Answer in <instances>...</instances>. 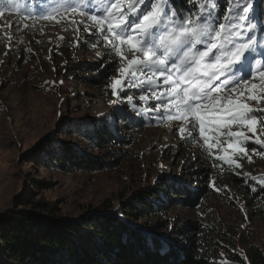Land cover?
Masks as SVG:
<instances>
[{
    "label": "rangeland",
    "instance_id": "rangeland-1",
    "mask_svg": "<svg viewBox=\"0 0 264 264\" xmlns=\"http://www.w3.org/2000/svg\"><path fill=\"white\" fill-rule=\"evenodd\" d=\"M128 2L130 0H124V3ZM37 3L41 4L42 10L35 14H22L15 6L11 10L0 9L1 220L8 218L20 226H28L23 212L29 208L23 200L29 195L35 202L53 205L57 209L55 215L62 218H78L86 210L95 209L107 201L116 207L129 200L136 190L163 176L179 177L184 165L215 168L216 160L220 162L219 167L243 176L253 178L264 173V158L255 148L245 145L248 151L243 157L228 148V143L234 139L227 136L229 130L244 131L250 137L249 142L255 143L257 137L247 129L232 125L230 129H221L218 134L206 133L214 137L210 139L214 147L209 150L199 136L198 125L192 139H181L178 129L184 126L183 120H169L160 118L161 114L155 111H141L155 109L157 101L151 98V91L159 94V89L137 88L139 93L136 97L131 96L132 104L127 103V98H119L121 103L118 105L128 113L140 112L158 118L159 123L140 129L122 128L110 106V102L117 99L108 95L111 89L82 81L83 77L91 75L83 67H102L113 61L117 68L120 67L118 57L111 58L112 52L105 54L106 42L95 34L93 22L87 20L92 13L83 9L75 14L50 13L43 11L48 0H38ZM48 15L55 16V19H44ZM81 20L86 23H80ZM85 29H90L91 33ZM259 71H264V67H260L257 76ZM163 79L159 77L157 82L163 84ZM245 79L249 85L259 83L252 74ZM240 90H244L242 82ZM142 94L149 98L140 101ZM229 94H233L230 88L222 93ZM246 102L253 108H264V102ZM101 113L105 115L101 117ZM109 114L116 123L113 130L122 141L120 146L109 151L100 153L89 149L84 142L64 133L66 125L73 120L97 122ZM173 127L177 130L174 131ZM187 131H192L191 126ZM259 138L264 140L262 135ZM55 139L77 144L88 154L106 163L113 162L115 166L94 173L70 174L41 166L35 161L41 154V147L48 146ZM225 150L240 167L229 166L216 158L224 155ZM215 170L210 182L211 192L201 205L195 208L174 206L157 218L158 221L176 227L200 223L207 228V238L219 242L220 246L241 251L250 243L264 253V222L251 216L242 193L225 180L218 167ZM34 183L43 186L37 187ZM0 264H13L1 242Z\"/></svg>",
    "mask_w": 264,
    "mask_h": 264
},
{
    "label": "trees",
    "instance_id": "trees-1",
    "mask_svg": "<svg viewBox=\"0 0 264 264\" xmlns=\"http://www.w3.org/2000/svg\"><path fill=\"white\" fill-rule=\"evenodd\" d=\"M37 1L19 0L21 6H15L16 10L22 14L38 13L42 6ZM173 3L177 9L186 7L184 0H173ZM221 3L222 11H226L229 5L224 0ZM260 7L264 8V4ZM0 9L11 10L13 6H8L6 0H0ZM220 22L240 23L235 19L228 21L224 16ZM255 23V29L248 30L245 26L240 30L245 33L251 31L257 36L254 55L258 58L264 52V44L260 43L264 41V33L260 31L264 24H261L260 16L256 17ZM197 47L203 49L201 45ZM113 57L114 53H111ZM83 68L91 75L83 77L82 81L95 87L108 86L119 75L113 62L102 67ZM253 68L258 71L260 66L253 64ZM138 93L137 88L126 86L119 98L136 97ZM108 95L113 97L111 92ZM118 109L122 111L113 110V116L122 128L140 129L159 123L158 118L128 113L119 106ZM114 125L115 120L109 115L97 122L73 120L66 125L64 133L84 142L89 149L102 153L122 144L116 130H113ZM49 145L41 147V154L35 161L57 172L94 173L115 166L113 162L106 163L88 154L74 143L55 139ZM246 145L255 148L264 158V145L249 141ZM219 163L215 160V168L218 167L225 180L242 193L251 216L264 222V173L251 178L219 167ZM213 167L184 165L177 178L163 176L136 190L129 200L116 207L107 201L75 219L56 216L57 209L53 205L35 202L29 195L23 200L29 208L23 212V219L29 227L20 226L12 219H0L1 246L13 264H264V253L254 244L249 243L241 251L233 250L208 239L207 228L200 223L176 227L158 221L157 218L174 206L195 208L201 205L211 192L210 182L216 172ZM140 220L144 222L139 223Z\"/></svg>",
    "mask_w": 264,
    "mask_h": 264
},
{
    "label": "snow or ice",
    "instance_id": "snow-or-ice-1",
    "mask_svg": "<svg viewBox=\"0 0 264 264\" xmlns=\"http://www.w3.org/2000/svg\"><path fill=\"white\" fill-rule=\"evenodd\" d=\"M224 3L229 5L226 11H222L221 0H184L186 7L182 9H177L173 0H130L128 3L124 0H48L43 11L75 14L83 9L92 13L87 20L93 22L95 34L106 42L105 54L112 52L120 61L116 69L119 78H113L108 85L111 95L117 97L110 102L112 109L122 111L118 109L119 96L126 86L147 87L149 91L159 89V94L151 91V98L157 101L155 109L141 111H155L161 114L160 118L183 120L184 126L178 129L181 139H192L198 125L199 136L211 150L214 145L210 139L214 137L206 133L218 134L221 129L236 125L256 136L257 145H264V140L259 138L264 135V108H253L246 102H264V71H259L257 76L253 68V64L264 67V52L257 59L254 55L257 36L240 30L245 26L248 30L255 29L257 16L264 24V8L260 7L264 0H224ZM6 4L21 6L19 0H6ZM221 16L240 23H221ZM44 19H55V16ZM85 30L91 33L90 29ZM260 31L264 33V27ZM249 74L258 78L259 83L249 85L245 79ZM159 77L164 78L163 84L157 82ZM241 82L244 90H240ZM228 88L234 95H222ZM148 98L144 94L139 96L140 101ZM132 101L133 97L129 96L127 103ZM104 115L101 113V117ZM189 126L192 131H187ZM173 130L177 129L173 127ZM227 136L234 138L228 148L236 155L245 156L250 137L244 131L230 130ZM216 158L229 166L240 167L227 150ZM248 159L251 163V158Z\"/></svg>",
    "mask_w": 264,
    "mask_h": 264
}]
</instances>
